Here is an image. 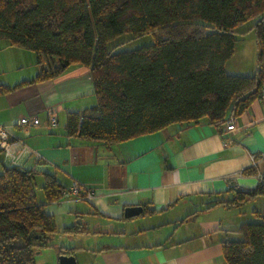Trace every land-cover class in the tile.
<instances>
[{
	"label": "trees",
	"instance_id": "1",
	"mask_svg": "<svg viewBox=\"0 0 264 264\" xmlns=\"http://www.w3.org/2000/svg\"><path fill=\"white\" fill-rule=\"evenodd\" d=\"M251 20L255 72L229 73L237 33ZM147 34L153 42L131 50H117L124 41L112 44ZM0 39L34 51L40 68L33 79L0 83V95L58 77L73 64L90 67L97 102L70 112L67 132L108 145L175 122L207 119L221 132L264 88V0H0ZM41 174L42 186L33 169L3 164L0 170V264H36L37 250L52 245L57 227L45 205L67 188L56 174ZM261 193L260 184L236 198L217 196L206 208L240 206ZM154 211L146 207L141 215ZM259 216L239 227L241 238L222 242L228 264H264Z\"/></svg>",
	"mask_w": 264,
	"mask_h": 264
},
{
	"label": "crops",
	"instance_id": "2",
	"mask_svg": "<svg viewBox=\"0 0 264 264\" xmlns=\"http://www.w3.org/2000/svg\"><path fill=\"white\" fill-rule=\"evenodd\" d=\"M251 33L244 37L252 38ZM5 44L36 60L34 51ZM241 45L237 43L227 61V71L252 74L258 46L239 60L235 56ZM38 66L33 74L21 73L0 83L12 86L33 79ZM96 102L91 69L78 64L58 77L0 95V123L42 154L25 166L39 172V185L44 182L41 173L50 172L67 190L77 181L93 191L91 197L70 194L46 203L57 231L51 246L37 250L36 264H60L61 253L74 254L78 264H228L222 242L241 238L238 229L243 223L262 221L264 193L240 206H206L217 196L236 198L238 191L259 187L258 174L264 173V97L236 116L237 128L229 132L227 145L207 119L175 122L110 145L68 135V114ZM50 107L59 109L55 128L36 126L29 135L21 131V116L45 120ZM3 164L9 165L0 151V170ZM38 193L43 200V190ZM132 205L155 211L125 218L126 207ZM74 225L82 230L68 232Z\"/></svg>",
	"mask_w": 264,
	"mask_h": 264
},
{
	"label": "built area",
	"instance_id": "3",
	"mask_svg": "<svg viewBox=\"0 0 264 264\" xmlns=\"http://www.w3.org/2000/svg\"><path fill=\"white\" fill-rule=\"evenodd\" d=\"M264 97V88L259 98ZM59 122V109L58 107H50L47 110V118L41 120L37 115H24L21 116L18 125L25 135H29L31 130L40 125L52 129L58 125ZM237 128L236 115H231L221 131L224 143L227 145L231 142L229 132ZM0 150L4 155V161L11 166L25 167L29 160H39L42 157L40 151L31 147L23 138H15L13 131L9 126L0 123ZM257 165V161H254ZM260 184L264 187V173L258 174ZM74 194L78 197H91L93 191L90 188L81 186L77 181H74L70 190L65 191L64 195L68 196Z\"/></svg>",
	"mask_w": 264,
	"mask_h": 264
},
{
	"label": "rangeland",
	"instance_id": "4",
	"mask_svg": "<svg viewBox=\"0 0 264 264\" xmlns=\"http://www.w3.org/2000/svg\"><path fill=\"white\" fill-rule=\"evenodd\" d=\"M251 25H252V20L248 21L242 27H240L241 33H237L236 45L237 43L238 45L241 44L242 45L239 47L240 49L238 51V54L235 56L236 59L239 60L246 59L248 56H250V53L252 51L254 53V51L256 50L255 45H257V43H255L256 42L255 32L250 28ZM249 32H252L251 33L252 38L244 37V35H247ZM252 40L254 41L255 44H252ZM118 41H124V42L120 47H118L117 50L120 51L131 50L138 46L152 43L153 35L147 34L138 38H133L130 37V35H125L118 38L116 41L112 42V44H115ZM5 43H7V40L0 39V44H4L3 46H0V49H2L0 51V80L12 79L16 75H19L21 73L33 74L35 67L38 66L36 60H34L33 62L28 56V54H26L25 52L19 53V51L16 49L14 50L13 48H7V45ZM235 51H236V46H235Z\"/></svg>",
	"mask_w": 264,
	"mask_h": 264
},
{
	"label": "water",
	"instance_id": "5",
	"mask_svg": "<svg viewBox=\"0 0 264 264\" xmlns=\"http://www.w3.org/2000/svg\"><path fill=\"white\" fill-rule=\"evenodd\" d=\"M143 212L141 205L128 206L125 209V217L130 218L139 215ZM60 264H78L77 258L74 254L61 253L59 255Z\"/></svg>",
	"mask_w": 264,
	"mask_h": 264
}]
</instances>
